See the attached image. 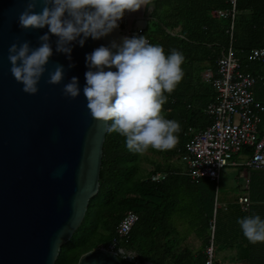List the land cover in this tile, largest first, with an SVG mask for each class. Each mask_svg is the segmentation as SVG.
I'll return each mask as SVG.
<instances>
[{
	"label": "trees",
	"instance_id": "16d2710c",
	"mask_svg": "<svg viewBox=\"0 0 264 264\" xmlns=\"http://www.w3.org/2000/svg\"><path fill=\"white\" fill-rule=\"evenodd\" d=\"M153 4L152 9L145 8L142 18L146 26L140 36L161 45L166 55L176 49L185 58L184 76L171 94L165 93L168 99L163 105L165 117L181 125L178 143L168 151L148 150L162 161L159 163L130 152L124 137L106 130L97 193L89 199L80 226L61 246L55 264H76L84 252L109 242L127 212L136 214L138 220L122 249L142 262L205 264L213 221V253L219 247H229L245 264H264V243H250L237 223L249 215L264 219V170L247 171L249 205L243 211L237 202L220 207L214 182L189 181L169 163L191 137L189 129L200 131L210 124L204 109L214 93L201 82L200 75L214 70L216 60L230 45L240 69L256 77L252 87L255 99L264 102V63L247 59L249 49L264 46V0H234L233 4L230 0H155ZM216 12L234 16L212 15ZM142 161L152 165L154 172L169 174L162 183H150L146 179L151 172H144ZM214 203L218 207L213 215ZM178 209L189 211L187 225L198 242L194 252L183 244L171 223ZM212 264H217L214 258Z\"/></svg>",
	"mask_w": 264,
	"mask_h": 264
},
{
	"label": "water",
	"instance_id": "95a60500",
	"mask_svg": "<svg viewBox=\"0 0 264 264\" xmlns=\"http://www.w3.org/2000/svg\"><path fill=\"white\" fill-rule=\"evenodd\" d=\"M154 1L147 8L152 9ZM25 7L26 0H0V264H55L61 246L80 226L89 199L97 193L107 130L86 107V54L129 35L121 19L106 37H88L83 47L73 42L71 61L55 51L57 37L50 35L53 55L39 91L28 94L10 72L8 49L25 40L36 47L37 38L48 29L22 30L18 16ZM41 7L37 5L36 11ZM144 10L133 22L135 31L145 29ZM56 63L65 67L64 80L50 85L48 72ZM69 63L74 67L68 68ZM74 76L81 91L72 99L62 89ZM76 264L124 263L112 251L96 246Z\"/></svg>",
	"mask_w": 264,
	"mask_h": 264
},
{
	"label": "clouds",
	"instance_id": "9594fccd",
	"mask_svg": "<svg viewBox=\"0 0 264 264\" xmlns=\"http://www.w3.org/2000/svg\"><path fill=\"white\" fill-rule=\"evenodd\" d=\"M151 3L152 0H26L18 16L19 27H47L48 32L37 38L36 47L27 40L10 45L12 76L23 85L22 91L36 94L53 55L50 35L57 37L55 51L71 61L73 42L83 47L88 37H106L119 27L126 12ZM37 5H42L40 11H36ZM85 59L89 70L85 72L83 96L94 120L103 123L108 132L124 137L127 149L136 154L150 148L168 151L176 146L181 125L165 117L163 105L168 99L165 93L171 94L184 76L185 58L180 51L172 49L166 55L161 45L150 43L143 35L125 36L120 42L112 40L110 46L97 47ZM72 67L69 63L68 68ZM64 75L65 67L56 63L46 82L58 85ZM62 91L72 99L80 96L78 78L72 77ZM237 223L250 243H264V219L260 215L245 216Z\"/></svg>",
	"mask_w": 264,
	"mask_h": 264
},
{
	"label": "built area",
	"instance_id": "2783aa9c",
	"mask_svg": "<svg viewBox=\"0 0 264 264\" xmlns=\"http://www.w3.org/2000/svg\"><path fill=\"white\" fill-rule=\"evenodd\" d=\"M230 1L234 3V0ZM212 15L230 16L231 19L234 16L222 12ZM122 27L127 30L129 37L140 36L141 31H135L126 17L122 18ZM229 30L232 31V24ZM247 59L264 63V46L249 49ZM201 81L208 84L214 93L213 101L204 109L210 124L200 131L190 129L191 137L171 160L183 164L182 173L192 182L207 179L217 184L219 171L227 165L247 171L264 170V102L256 100L253 95L252 87L256 77L240 69L230 45L216 60L214 70L203 71ZM168 174L169 172L151 170L146 180L155 184L162 183ZM241 178L243 188L247 190L248 177L243 174ZM236 202L244 211L248 208L249 198L244 194ZM216 208L215 203L213 215ZM137 220L136 214L127 212L113 230V238L99 247L112 251L124 264H150L122 249ZM212 236L213 221L210 223L209 245L205 249V264L213 263Z\"/></svg>",
	"mask_w": 264,
	"mask_h": 264
},
{
	"label": "rangeland",
	"instance_id": "374dc122",
	"mask_svg": "<svg viewBox=\"0 0 264 264\" xmlns=\"http://www.w3.org/2000/svg\"><path fill=\"white\" fill-rule=\"evenodd\" d=\"M142 8L143 7H141V9L135 12H126L124 16H126L127 20L136 19L138 18V16H140ZM143 154L154 159L155 161H159V163H162V161L159 158H157L156 155L152 154L151 152L147 151ZM169 162L171 164H176L177 160H169ZM140 166L144 170L145 173L151 172L152 170V165L146 163L145 161H142L140 163ZM243 173H247V170L241 169L239 167H231L228 165L223 167L219 171V180H218V183L216 184V193H217L218 203L220 202L232 203L239 196L244 194L245 189L243 188V179L241 178V174ZM247 177H248V174H247ZM188 212L189 211H183V210L178 209V211L175 212L173 216L171 217V223L174 225L176 229L175 231L177 232V236L180 238L183 244H186L187 246H189L191 250H193L194 252L198 249V242L194 239V236L189 226L187 225V219L189 218ZM216 251L217 249H214V260L216 259V256H217ZM221 259L222 258L220 256L217 257V262H220ZM237 264H245V263L241 262L237 258Z\"/></svg>",
	"mask_w": 264,
	"mask_h": 264
},
{
	"label": "crops",
	"instance_id": "0c3cea01",
	"mask_svg": "<svg viewBox=\"0 0 264 264\" xmlns=\"http://www.w3.org/2000/svg\"><path fill=\"white\" fill-rule=\"evenodd\" d=\"M136 19H132V20H129L128 19V24L129 25H131L132 27L134 26L133 25V22L135 21ZM203 73V72H202ZM202 73H201V75H202ZM201 75H200V80H201ZM202 82V81H201ZM203 83V82H202ZM205 84V83H204ZM206 85H208V84H206ZM213 91V90H212ZM205 114V113H204ZM206 116V115H205ZM262 120H264V115H263V117H262ZM264 123V122H263ZM263 128H264V126H263ZM189 132H190V129H189ZM170 163V162H169ZM170 165H171V167L173 168V170L174 169H176V170H179V171H183L184 170V166H183V164L181 163V162H179V161H177V163L176 164H171L170 163ZM152 170H153V168H152ZM172 170V169H171ZM246 177H247V174L248 173H243ZM243 174H241V175H243ZM248 189V188H247ZM244 194H247V190H245L244 191ZM244 194L243 195H241V196H244ZM247 196H248V194H247ZM240 197V196H239ZM237 201V199L234 201V202H236ZM233 203V202H232ZM215 204V203H214ZM217 204V203H216ZM219 204V206L220 207H223L224 208V206H226L227 204H231V203H228V202H220V203H218ZM218 204H217V207H218ZM195 239V238H194ZM216 254H217V256H216V259H215V261L217 262V257H221L222 259H221V261L220 262H217V264L219 263V264H237V254H236V250L235 249H233V248H229V247H219V248H217V251H216Z\"/></svg>",
	"mask_w": 264,
	"mask_h": 264
}]
</instances>
